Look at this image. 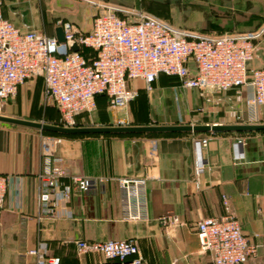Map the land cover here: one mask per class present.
Returning <instances> with one entry per match:
<instances>
[{"label": "crops", "instance_id": "0c3cea01", "mask_svg": "<svg viewBox=\"0 0 264 264\" xmlns=\"http://www.w3.org/2000/svg\"><path fill=\"white\" fill-rule=\"evenodd\" d=\"M190 1L192 6L186 11L180 8V12L189 14V20L175 16L171 22L175 29L195 36L247 34L256 46V57L249 66L264 65V0ZM28 2L32 0H1L3 17L20 30L35 29L55 36L58 26L46 32L33 21L37 17L34 5H28L27 12ZM149 2L161 3L162 0H143V7L151 14L154 10ZM173 8L176 15L179 6ZM84 14V18H70L68 21L87 32L92 18L90 22L87 19L92 13L86 10ZM190 68L194 70L193 64ZM35 80H39L43 88L42 80ZM35 80L26 81L18 89L21 104L29 91L36 89ZM134 81L140 88V95L149 94L142 90L141 80ZM130 84L133 86V81ZM154 87L159 91L151 95L155 101L161 93L181 88L178 80L165 74L159 76ZM247 93L246 87L232 89L214 94L211 101L206 102L197 90L191 94L186 92L182 100L178 96L176 100L184 105L203 107V110L185 114L183 109V113L176 115L168 113L166 119L153 125H264V104L257 109L256 120L248 121L244 103ZM102 100L99 98L96 105ZM56 112L58 120L60 115ZM84 114L77 115L76 119L83 120ZM108 118L125 120L124 124L115 126L147 125L131 124L127 113L113 112ZM30 129L38 130L0 122V173L8 177L0 223V264H36L35 257L27 251L50 241L74 243L76 240L130 237L136 238L146 264H210L206 256L198 253L195 225L203 217H219L225 213L223 196L246 236L264 234V129L64 138L34 137L36 134L30 133ZM203 137L208 139V144L198 152L196 141ZM237 140L244 143V157L238 159L234 151ZM46 154L63 159L66 175L60 179L62 184L71 185L73 176L107 178L108 181L98 183L86 192L72 190L64 206L53 209L49 203L45 210L39 194ZM198 157L202 161V170L196 175ZM121 177L146 178L148 221L123 219L118 185ZM164 215H175L178 219L176 227H162L157 219ZM73 249L75 251L74 244ZM262 252L259 249V261H264ZM79 260V264H84L90 259L83 257ZM68 262L66 260L63 264Z\"/></svg>", "mask_w": 264, "mask_h": 264}, {"label": "built area", "instance_id": "2783aa9c", "mask_svg": "<svg viewBox=\"0 0 264 264\" xmlns=\"http://www.w3.org/2000/svg\"><path fill=\"white\" fill-rule=\"evenodd\" d=\"M56 25L62 28L64 42L35 29L20 30L3 17L0 0V108L26 81L41 79L45 97L59 112L60 125L73 127L77 115L96 109L98 95L107 98L109 107L122 110L139 96L140 88L132 86V81L141 80L142 90L149 93L161 74L178 77L181 88L197 90L206 102L214 94L246 87L244 103L249 122L256 120L257 109L264 104V65L249 66L256 57V46L247 34L188 38L156 17L114 8L94 15L87 32L69 21H58ZM72 45L79 50L71 51ZM83 48L91 54H83ZM124 121L122 118L118 123ZM207 144L206 137L196 141L198 152ZM243 147L242 140L235 142L237 159L244 157ZM44 162L39 201L45 210L49 203L53 209L64 206L72 190L86 192L108 181L73 176L71 185L62 184L60 179L66 175L63 159L46 154ZM201 170L198 157L196 175ZM7 182L8 177L0 173V223ZM118 185L123 219L148 221L146 178L121 177ZM223 198V215L196 222L198 253L210 264H264L257 260L259 249L264 251V234L246 236ZM157 221L167 229L178 224L175 215H164ZM74 244L79 258L90 259L85 264H146L133 237L76 240ZM45 250L43 243L27 254L35 257L36 264H61L60 257L44 255Z\"/></svg>", "mask_w": 264, "mask_h": 264}, {"label": "rangeland", "instance_id": "374dc122", "mask_svg": "<svg viewBox=\"0 0 264 264\" xmlns=\"http://www.w3.org/2000/svg\"><path fill=\"white\" fill-rule=\"evenodd\" d=\"M173 2L174 0H162L161 3L149 2L148 5L151 9L154 10L151 14L154 16L149 14L145 7H143V0H32V2H28L26 4V9L28 12L30 9L28 5H34L37 10V17L33 19V21L37 22L38 25L42 26L46 30V32L50 31L58 23V21L68 22V19L70 18H84V11L86 10H89L92 13L90 19H87L90 22L91 18H93L94 15L103 12L107 8H114L118 12L139 11L148 14L152 17H156L164 21L172 29L179 31L183 33L184 36L188 37L192 34L186 31L175 29L173 23L171 22L175 20V16L179 19L183 18L184 20H189V14H187L186 12H180V8L182 9V11H186L188 7L190 8L192 6L191 1L182 0V2H180L178 13L176 15L173 8V6H175L173 5ZM170 77L174 80H177L174 76ZM35 82L37 83V87H35L36 89L32 88L29 91L30 93H28L27 99L23 100L22 104L19 102V92L17 91L16 95L11 98L12 100L10 99L8 105H4L0 108V114H8L12 116H17L18 118H27L29 120L37 122L56 124L58 114L55 108L45 97L41 82L39 80H35L34 83ZM134 82L135 81H133V86L137 87L136 83ZM155 89L156 88L154 87L155 92L152 90L147 95L142 93L141 96L139 94L140 97H137L136 99L130 101L127 106L122 110L113 109L109 107L108 101L103 99L102 101L98 102L97 108L93 112L89 114L86 113L83 115V120L77 118L76 124L77 126L119 125L118 119H115L113 121L108 120V117L111 116L113 112H115L116 114L127 113L128 122H130L131 124L153 125L162 122L164 119H166V117H168V113L176 115L178 112L183 113V109L185 111V114L189 112L193 113L195 110H203V107L194 106L189 103V105H184L182 102H178L176 100V96H178L179 100H182L185 97L186 92L188 94H191L193 90H183L181 88L177 90L171 89L169 90V92H167V94L161 93L160 97L158 98V101H155L151 98V95L157 94L159 92L157 89ZM187 108H189V111ZM189 117L190 116L188 114V118ZM12 129L16 128L12 127ZM28 131L32 134H36L34 137L38 138H48L51 136L47 132L41 130L39 131L30 129ZM64 137L65 136H61V138ZM73 244L74 243L72 242L69 243L64 240L50 241L49 243L46 242V250L44 251V255H57L58 257H60L62 264L65 263L66 260L69 261V264H79L80 260L73 249ZM261 251H263V248H260V252ZM263 252L261 253V255L263 254Z\"/></svg>", "mask_w": 264, "mask_h": 264}, {"label": "water", "instance_id": "95a60500", "mask_svg": "<svg viewBox=\"0 0 264 264\" xmlns=\"http://www.w3.org/2000/svg\"><path fill=\"white\" fill-rule=\"evenodd\" d=\"M55 37L59 42H64V35L61 27H56ZM70 50L76 52L79 50L77 45H72ZM0 122L25 126L41 131H50L62 135L71 134H137V133H159V132H217V131H252L262 130L264 125L258 124H174V125H126V126H73L65 127L45 122H37L22 118H14L0 115ZM85 264V263H84Z\"/></svg>", "mask_w": 264, "mask_h": 264}, {"label": "trees", "instance_id": "16d2710c", "mask_svg": "<svg viewBox=\"0 0 264 264\" xmlns=\"http://www.w3.org/2000/svg\"><path fill=\"white\" fill-rule=\"evenodd\" d=\"M164 2V1H163ZM166 2V1H165ZM168 2V1H167ZM180 0H174V2H173V5H175V6H179L180 5ZM153 16V15H152ZM260 23H258V25H259ZM257 25V26H258ZM241 34H243V33H241ZM194 37H199V36H195V35H190V36H188V38H194ZM83 54H85V55H90L91 54V52H90V50L89 49H85V48H83V49H81L80 50ZM162 75V74H161ZM160 75V76H161ZM166 75V74H165ZM168 76H170V75H168ZM174 77H176V76H174ZM176 79L179 81V78L178 77H176ZM180 82V81H179ZM99 98H102V99H104V100H106V97L104 96V95H98L97 97H96V102L98 101V99ZM108 101V100H107ZM55 108V107H54ZM51 124V123H50ZM56 124H58V125H60V120L58 119L57 120V123ZM76 126H77V124H76ZM45 132H47L48 134H50L51 136H66V137H74V136H91V135H93V136H95V135H104V136H121V135H130V134H89V135H87V134H71V135H62V134H57V133H53V132H50V131H45ZM137 134H139V133H137Z\"/></svg>", "mask_w": 264, "mask_h": 264}]
</instances>
